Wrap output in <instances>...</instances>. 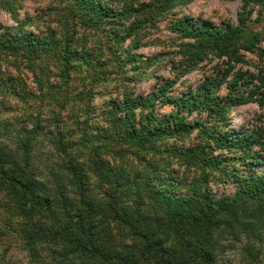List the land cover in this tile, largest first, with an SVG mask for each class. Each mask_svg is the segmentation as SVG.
Segmentation results:
<instances>
[{
  "label": "trees",
  "instance_id": "16d2710c",
  "mask_svg": "<svg viewBox=\"0 0 264 264\" xmlns=\"http://www.w3.org/2000/svg\"><path fill=\"white\" fill-rule=\"evenodd\" d=\"M52 1L58 26L41 29L30 17L17 20V0H0V10L16 22L13 27L0 25V61L16 68L24 60L34 75L37 98L59 110L74 99L75 70L87 71L86 79L107 82L117 74L112 81L119 82L122 100L110 102L106 128L84 129L77 138L63 128H24L12 150L0 142V210L18 219L1 222L2 230L33 261H42L38 248L49 250L47 264H218L217 238L259 240L264 230V158L258 151L264 150V132L254 128L239 133L229 128L226 116L231 108L248 103L264 107V68L256 75L238 70L228 81L233 65L246 63L243 54H256L264 63V49L257 48L260 34L246 31L255 9L257 20L264 21V0H239L237 25L220 26L177 18L174 9L182 3L177 0ZM167 19L171 33L192 42L184 46L189 55L183 71L207 57L223 60L226 70L177 96L170 94L175 80H166L146 96L124 92L123 85L136 82L155 63L135 51ZM86 32L104 39L98 56L107 55L106 62L85 48ZM106 66L112 71L107 77ZM19 77L9 84V93L20 100L36 98ZM8 81L0 77V85ZM223 87L227 93L219 97ZM84 101L82 112L90 100ZM157 106L172 111L157 115ZM194 112H205L206 121L190 123L182 117ZM193 133L199 142L186 145ZM39 137L52 148L60 172L50 168L42 176L34 168L31 155ZM162 142L165 149H157ZM127 146L135 152L123 148ZM76 148L88 152L87 168L96 185L71 155ZM149 149L160 155L157 161L139 156ZM127 156H134L148 174L131 173L116 163ZM174 160L184 167L181 174L168 170ZM235 162L243 163L248 173L228 169ZM192 170L189 179L185 174ZM214 173L237 182L236 191L224 196L211 192L208 180ZM251 247L247 244L243 252L255 261Z\"/></svg>",
  "mask_w": 264,
  "mask_h": 264
},
{
  "label": "rangeland",
  "instance_id": "374dc122",
  "mask_svg": "<svg viewBox=\"0 0 264 264\" xmlns=\"http://www.w3.org/2000/svg\"><path fill=\"white\" fill-rule=\"evenodd\" d=\"M182 1L178 3L174 9L175 16L188 17L197 19L203 22H209L214 26H220L226 23L237 25V14L240 11L241 3L239 0H177ZM19 7L16 10V18L18 21H23L25 17L33 19V25L39 28H45L50 26L57 28L58 21L55 20L53 9L55 3L52 0H17ZM8 13L0 10V25L13 27L16 26L15 20L12 19ZM258 9H255L246 21L247 30L251 32L259 33L260 42L257 44V48L264 49V21L257 20ZM261 19V18H260ZM168 21L164 20L158 25V29L150 33V35L144 36L141 40L142 47L135 51L137 54H141L145 58H155V63L150 67L146 75L138 78L136 82L126 83L124 86V92H132L133 95L146 96L154 91L158 86L163 84L166 80L173 81V85L170 94L180 95L188 89H195L206 77H211L220 72H224L226 67L223 64V60H219L214 57H207L203 61H200L189 72H185L186 57L189 55L184 54L186 44H191V41L179 39L177 35L171 33L168 30ZM27 30H33L37 34L36 29L32 26H28ZM86 37L85 48L89 53L93 54V57L99 60V62H106L107 55L102 54L99 57L100 49L104 46V39L100 38V35L93 36L88 32L85 33ZM96 55L98 57H96ZM245 64L233 65L234 68L228 77V81L231 80L232 75L238 70L256 75L258 70H263L264 63L256 57V54L245 53L243 54ZM22 65L15 64L18 70L12 67L11 63L3 60L0 61V77H8L10 81L3 82L0 85V142L7 145L10 150L15 146L16 137L19 134H23L22 130H31L32 128H39L42 132H47L52 128H63L69 132H73L77 136L82 134V131L86 129L89 132H93L95 128H106V114L110 109L111 101H121L122 92L120 93L121 86L119 82L112 81L115 78L114 73L108 77V82L97 78L86 79L85 76H89L85 70H75L73 75V82L71 83L75 87L74 93H72L73 100L63 110H59L54 107V103L48 100H40L37 98L39 92L33 82V74L28 64L23 60ZM13 63V62H12ZM14 65V64H13ZM127 69V68H126ZM223 70V71H221ZM20 71V74L18 73ZM106 75L112 72L109 66L105 67ZM56 73V71L54 72ZM119 73V72H118ZM25 83L27 92H33L36 98L28 97L24 100H20L9 93V84L17 83V78ZM118 76V75H117ZM124 77V75H121ZM126 78V77H125ZM60 81V80H59ZM19 82V81H18ZM20 83V82H19ZM21 84V83H20ZM89 88H93L90 90ZM81 93V94H80ZM227 93L225 87L219 91V97H224ZM75 94L80 96L76 97ZM246 96V94H244ZM86 96V97H85ZM85 99H89V105L84 112L83 108L86 107ZM83 100V101H80ZM157 115L169 114L172 108L169 106H157ZM264 107L261 108L255 103H248L231 108L226 116L229 128L236 130L239 133L250 131L254 128H260L264 132ZM188 122H204L207 119L205 112H194L191 115L182 114ZM77 118V120H76ZM87 120V123L84 122ZM210 123L206 124L205 128H210ZM19 133V134H18ZM40 138V137H39ZM171 141H167L170 143ZM199 139L196 137V133H193L190 138L186 139L184 143L196 144ZM124 149H135L132 147H123ZM157 149H165V145L162 143L156 146ZM135 152V151H134ZM260 156L264 158V150H259ZM132 153V152H130ZM154 150L144 151L138 153L148 160L153 159L157 161L160 158L158 153L154 154ZM135 154V153H134ZM72 156L77 158L78 161L84 164L85 171L89 176L90 184L96 185L97 181L92 172L87 168L88 152L80 153L76 149H73ZM126 155V154H124ZM162 155H165L162 153ZM136 156V155H134ZM116 159V163L122 165L127 171L131 173L143 172L148 174L145 166L140 164L136 158ZM31 160L34 168L42 176L47 175V170L52 168L54 171H58L59 167L54 166L57 162V158L52 155V148L48 143L41 138L34 146ZM176 160L170 163L168 170H172L178 174L184 172V167L178 166ZM167 163V162H166ZM260 169L259 166H256ZM228 169L237 170L241 174L248 173L247 167L240 162L229 163ZM190 173V174H189ZM190 172L185 175L192 177ZM175 174V175H177ZM220 176V177H219ZM208 180V186L211 192L218 196L232 195L236 191L237 182L231 178H224L219 173L210 175ZM43 178V177H40ZM67 186V189H70ZM2 201V194H0V202ZM10 213H5L0 210V224L1 222H18L16 217H11ZM5 225H1L4 227ZM0 227V264H47L49 262L50 251L45 248H38L40 254V262L33 261L29 254L25 252L21 245L17 242L16 238L7 234ZM237 241L232 237H220L217 238V255L216 263L218 264H264V230L261 232L259 240H253L251 238H245L243 235H239ZM251 245L252 254L255 256V261L247 259L246 254L243 252V248L247 245Z\"/></svg>",
  "mask_w": 264,
  "mask_h": 264
}]
</instances>
